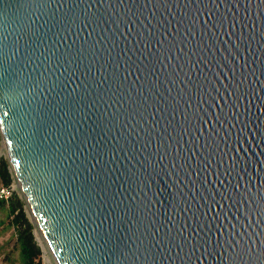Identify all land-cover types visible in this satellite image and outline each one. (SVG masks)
Here are the masks:
<instances>
[{
    "label": "water",
    "instance_id": "1",
    "mask_svg": "<svg viewBox=\"0 0 264 264\" xmlns=\"http://www.w3.org/2000/svg\"><path fill=\"white\" fill-rule=\"evenodd\" d=\"M0 132L57 264H264V0H0Z\"/></svg>",
    "mask_w": 264,
    "mask_h": 264
},
{
    "label": "trees",
    "instance_id": "2",
    "mask_svg": "<svg viewBox=\"0 0 264 264\" xmlns=\"http://www.w3.org/2000/svg\"><path fill=\"white\" fill-rule=\"evenodd\" d=\"M14 178L8 158L1 157L0 184L9 186ZM24 205L18 193L8 200H0V238L5 237L0 244L2 264H44L43 251L34 236L35 224Z\"/></svg>",
    "mask_w": 264,
    "mask_h": 264
},
{
    "label": "rangeland",
    "instance_id": "3",
    "mask_svg": "<svg viewBox=\"0 0 264 264\" xmlns=\"http://www.w3.org/2000/svg\"><path fill=\"white\" fill-rule=\"evenodd\" d=\"M1 157L8 158L7 157V153H6V149H5V146H4V143H2L0 141V158ZM16 185H17V193H18V196L21 197L24 200V202H25V205H24L25 211L28 214L29 219L31 220V222H33V216L31 214V211H30V209H29V207L27 205V202H26V200H25V198H24V196H23V194L21 192V189L18 186L17 181H16ZM34 232H35V235H36V237L38 239L39 244L42 247V251H43V258L42 259H43L44 264H57L56 261H55V259L53 258L52 253L50 252L47 244L43 240V238L41 236V233H40V230H39V228H38V226L36 224H35ZM7 234H9V232ZM4 239H5V237L4 238L3 237L0 238V244L2 243V241ZM0 264H2V257H0Z\"/></svg>",
    "mask_w": 264,
    "mask_h": 264
},
{
    "label": "built area",
    "instance_id": "4",
    "mask_svg": "<svg viewBox=\"0 0 264 264\" xmlns=\"http://www.w3.org/2000/svg\"><path fill=\"white\" fill-rule=\"evenodd\" d=\"M1 137V132H0ZM0 141H2V137L0 138ZM14 193H17V185L16 180L14 178V181L9 186H4L0 184V200H8L10 199Z\"/></svg>",
    "mask_w": 264,
    "mask_h": 264
},
{
    "label": "bare ground",
    "instance_id": "5",
    "mask_svg": "<svg viewBox=\"0 0 264 264\" xmlns=\"http://www.w3.org/2000/svg\"><path fill=\"white\" fill-rule=\"evenodd\" d=\"M40 233H41V231H40ZM41 236H42V238H43V240L45 241V243H46V240H45V238H44V236H43V234L41 233ZM47 244V243H46Z\"/></svg>",
    "mask_w": 264,
    "mask_h": 264
}]
</instances>
